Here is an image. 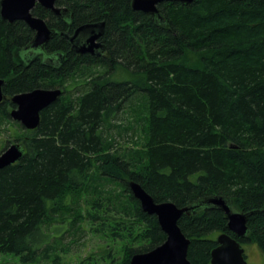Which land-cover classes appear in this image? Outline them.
Masks as SVG:
<instances>
[{
	"label": "trees",
	"instance_id": "16d2710c",
	"mask_svg": "<svg viewBox=\"0 0 264 264\" xmlns=\"http://www.w3.org/2000/svg\"><path fill=\"white\" fill-rule=\"evenodd\" d=\"M55 5L68 10L64 18L38 5L32 10L54 33L31 57L24 49L34 32L0 15V127L11 123L15 94L62 90L36 129L18 127L13 143L23 156L0 170V257L96 264L92 256L65 263L51 254L63 234L86 223L119 249L120 257L107 249L104 264H129L166 236L128 181L156 203L182 208L218 195L250 213L245 238L226 229L220 211L182 214L177 224L189 240L191 264H210L222 233L264 256V0L161 3V21L133 11L129 0ZM99 23L102 49L77 54L65 35ZM122 112L138 113L142 122L127 124L133 146L125 149L109 133L120 134L109 123Z\"/></svg>",
	"mask_w": 264,
	"mask_h": 264
},
{
	"label": "water",
	"instance_id": "95a60500",
	"mask_svg": "<svg viewBox=\"0 0 264 264\" xmlns=\"http://www.w3.org/2000/svg\"><path fill=\"white\" fill-rule=\"evenodd\" d=\"M133 11H140L156 17L161 21L158 5L161 3H180L188 5L194 0H129ZM56 0H0V15L8 23L21 21L34 32L30 44L24 49L28 56L41 53L51 39L54 30L45 21L32 15V10L38 5L58 17L64 18L68 10L55 5ZM104 23L85 25L75 30L72 36L65 35L71 48L77 54H95L102 49L98 41L102 35ZM63 36V33L60 34ZM47 63L45 57L43 61ZM0 79V103L5 100ZM62 95L61 89H34L29 92L15 94L10 98L14 105L9 112L10 119L17 122L25 130H34L40 122V113L55 103ZM24 150L17 143H12L0 153V170L18 162ZM127 186L133 197L139 202L143 213L156 217L161 231L166 238L162 244L150 251L134 254L129 264H191L187 259L189 240L178 227L182 214H190L194 210L208 209L222 212L226 221V229L238 238L248 234L246 226L250 213L237 211L229 198L210 196L203 198L195 205L178 208L172 202L156 203L153 198L134 181H128ZM216 247L210 253V264H247L244 249L241 244L229 235L222 233L216 237Z\"/></svg>",
	"mask_w": 264,
	"mask_h": 264
},
{
	"label": "rangeland",
	"instance_id": "374dc122",
	"mask_svg": "<svg viewBox=\"0 0 264 264\" xmlns=\"http://www.w3.org/2000/svg\"><path fill=\"white\" fill-rule=\"evenodd\" d=\"M117 77L119 76H114V78ZM140 101L141 100L137 98L133 101V103L137 105ZM137 116L138 113L130 112L129 114H126L122 112L118 114L117 122L109 123V125H116L121 127V132L119 135H117L116 131L114 130H110V132H108L111 135H115L116 137L119 136V140H117L116 142L120 144L122 149L133 146L130 143L129 145L127 144V142L130 141L128 139H130L131 137L129 130H127V124L133 123L134 125L136 120V125L142 123L141 121H139V119L136 118ZM10 122L11 123H4L3 126L0 127V153L4 150L7 142H9L10 144L13 143L14 133L20 126L15 121L11 120ZM112 131H114V133ZM138 135L139 137L136 136L137 139H135V141L140 143L142 139H140V133H138ZM83 200L84 198L82 197L79 202L81 207L84 206ZM107 241V238L94 234L92 230H90V228L87 226V224L83 223L80 225V228L76 230V232L72 231L63 234L61 238L57 240L56 245H54L53 241L52 245H54V249L51 250V254L59 255L65 263H76L79 260L84 259L85 257L92 256L94 261H96V264H104L102 257L104 256V252L107 249H111L113 253L116 252L115 256L120 257L121 255L119 254L118 247L112 245L111 243L109 244ZM242 248L244 249V256L247 264H264V256L254 245H244ZM0 264H16V262L14 259L9 257H0Z\"/></svg>",
	"mask_w": 264,
	"mask_h": 264
}]
</instances>
